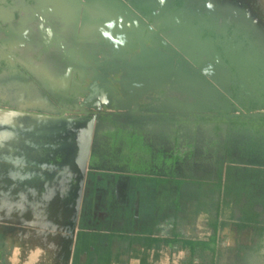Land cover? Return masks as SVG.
Listing matches in <instances>:
<instances>
[{"label": "crops", "instance_id": "0c3cea01", "mask_svg": "<svg viewBox=\"0 0 264 264\" xmlns=\"http://www.w3.org/2000/svg\"><path fill=\"white\" fill-rule=\"evenodd\" d=\"M65 2L19 9L16 21L14 11L0 17L10 61L23 63L26 103L14 107L23 110L20 117L0 123V264L262 259L264 184L235 162L236 129L222 132L219 119L178 124L135 106L127 93L157 90L132 92L127 67L133 61L144 76L135 59L143 45L150 66L164 70L167 52L136 31L137 14L126 7ZM110 51L119 56L110 59ZM103 69L111 79L107 87L97 80ZM35 77L44 79L40 92ZM110 91L112 107L94 96ZM58 92L62 103L47 97ZM117 95L132 103L119 108ZM58 110L66 112H52ZM183 125L188 133L176 134L175 126Z\"/></svg>", "mask_w": 264, "mask_h": 264}, {"label": "rangeland", "instance_id": "374dc122", "mask_svg": "<svg viewBox=\"0 0 264 264\" xmlns=\"http://www.w3.org/2000/svg\"><path fill=\"white\" fill-rule=\"evenodd\" d=\"M192 1L195 5L201 6L200 14L203 13V9L205 10L206 22H208L207 15L218 22L217 33H232L233 60L231 64L219 55H216V60H211L209 54L206 57L203 56V52L194 46L196 37L188 36L192 25L189 23L190 26L187 28L188 25L186 26V22H183V16L189 14L187 9L182 8V6L185 7V0L177 4L178 8L175 10L179 13L176 16L180 18L172 25L159 19L155 29L154 24L152 27L148 26L136 15L135 20L140 25L135 27L137 32L144 34L143 29H146V36L152 43L160 42L168 45L170 49L177 51L179 57L175 60L174 71L169 81L156 92L141 94V99H136L135 103L133 100V103L135 106H138L137 103L146 105L148 114L165 113L173 117L178 124H187V121L192 119H205L212 122H215L214 119L216 121L219 119L222 121L217 123H221V126L217 127L222 132L224 129L235 128L237 134L235 162L239 169H245L248 172L251 169L254 170V178L264 184V0ZM6 2L7 0L3 2L0 0L3 6ZM17 16L19 14H16L15 21ZM138 28L141 30L139 31ZM1 33L3 35H0V123L6 118L20 117L23 110L14 107L26 105L23 103L22 80L24 77L21 71L23 63L18 62L16 66L10 61L11 45L7 43L4 31ZM217 40L216 43L222 44L218 35ZM113 42L112 40L110 47L112 50H117V47L112 46ZM19 54L20 51L15 58H19ZM109 56L112 59L119 55H116V51H110ZM112 63L110 62V65ZM169 63L171 61L168 65ZM168 65L164 69L169 71L171 67ZM35 68L38 71L39 66ZM10 75L13 76L9 77ZM34 80L35 91H42L43 88L40 86L43 85L44 79L35 77ZM146 80L154 81L155 77L148 72ZM39 95L37 96L43 99V94ZM133 95L135 97L139 93ZM47 97L59 103H62L65 98L64 94L59 92L56 95L47 94ZM52 112L61 114L66 111ZM132 112L139 111L134 108ZM188 129V125L175 126V133L187 134ZM227 141L229 145H233L228 138ZM227 151V156H233L232 149ZM260 171L261 173H258ZM258 208L264 209V206ZM262 257V259L260 257L254 259V263L251 264H264V254Z\"/></svg>", "mask_w": 264, "mask_h": 264}, {"label": "flooded vegetation", "instance_id": "af4514ba", "mask_svg": "<svg viewBox=\"0 0 264 264\" xmlns=\"http://www.w3.org/2000/svg\"><path fill=\"white\" fill-rule=\"evenodd\" d=\"M1 1L3 2V0ZM65 1L66 0H54L53 2L51 1L52 3L50 4V0H15V2L14 0H7L8 3L6 2L5 6L0 4V8L8 9V14L14 11L16 15L19 12V9L22 10L28 7H33L36 9L37 7H39L42 10H46V6H48L49 8L53 6H64L66 5ZM180 1L181 0H106V2L110 4V6L113 5L115 6V8L126 7L127 9L134 11L137 14V17L143 19L148 26L150 25L152 27V25L154 24L155 29H157L156 26L159 19L161 21H166L167 24L171 25L174 21L179 20L180 17L176 16V14H178L179 12L175 10V8H178L177 4L180 3ZM185 1V7L182 6V8L184 10L187 9L189 11V14L183 16V22H186V26L189 23L192 25L191 31L189 32L188 36L196 37L194 46H197V48L203 52V56L206 57L207 54H209L208 56L209 58H211V60H216V55H219L224 61L231 64V61L233 60V46H231V44H233L232 33H217L218 22L215 19H212L209 15H207L208 22H206V14L204 13L205 10L203 9V13L200 14V5H195L194 1L192 0ZM67 3L70 4L68 1ZM76 3L80 5L82 2L81 0H72V5L76 6ZM182 5H184V3H182ZM6 17L8 18V16ZM2 21L4 20L2 19L1 22ZM189 26L190 25H188L187 28H189ZM144 30V37H146V40H149L151 42V39L146 36L147 30L143 29V31ZM217 35L219 36L222 44L216 43ZM158 44L159 47L163 48V50L167 52V57L169 58V60H172V62H174L178 59L179 54H177L176 50L170 49L168 45H165L163 43L158 42ZM171 66H173L174 71L175 65L171 64L170 67Z\"/></svg>", "mask_w": 264, "mask_h": 264}, {"label": "water", "instance_id": "95a60500", "mask_svg": "<svg viewBox=\"0 0 264 264\" xmlns=\"http://www.w3.org/2000/svg\"><path fill=\"white\" fill-rule=\"evenodd\" d=\"M7 13H8L7 11H6V13L3 12L2 14H0V17L3 18V17L8 16L9 14H7ZM143 53H145V46L142 45L141 46V54L139 57H137L135 59L140 61L139 64H141V70L143 71L144 76H142V77L139 76V73H140L139 68L136 67V63L133 64V61H132V63L129 65V67H127L128 76H129L128 86L132 92H134L136 90V88L140 89L141 86H142L144 91L145 90H151V91L160 90L164 86V84H166L169 81V78L173 72V66L167 72H164L165 69L160 70L158 64H155V65L153 64L152 66H150L148 61L147 62L144 61V59L146 57V53L145 54H143ZM142 64H144V65L142 66ZM148 72H150L155 77L154 81H147L146 80V76H147ZM160 72L164 74V77L158 78L156 76V74H159ZM97 80H99L101 84L106 85V87H107L111 82L110 81L111 79H109L108 70L103 69L102 74L98 75ZM96 88L97 87L94 86L91 89V91L95 90ZM142 88L140 89V91L142 90ZM133 94L134 93H127L125 96L126 97L129 96L130 98H135V99L141 98V93H139V95H137V96L135 95V97ZM111 95L114 96L116 94H114L113 91H110V93H107V94H105V93L97 94V95L95 94L94 96L97 97L98 101H100L101 103H103L107 107H112L113 101L111 99ZM116 100H117V104H118L119 108H126L130 105V103H132V101H130V100L125 101L122 97H120L118 95H117Z\"/></svg>", "mask_w": 264, "mask_h": 264}, {"label": "bare ground", "instance_id": "6f19581e", "mask_svg": "<svg viewBox=\"0 0 264 264\" xmlns=\"http://www.w3.org/2000/svg\"><path fill=\"white\" fill-rule=\"evenodd\" d=\"M144 60H145L146 62L148 61V59H146V58H145ZM170 61H171V63H172V60H170ZM167 71H168V70H165V72H167Z\"/></svg>", "mask_w": 264, "mask_h": 264}]
</instances>
